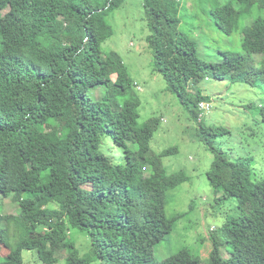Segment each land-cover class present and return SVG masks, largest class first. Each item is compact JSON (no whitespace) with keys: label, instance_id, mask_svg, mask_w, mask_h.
I'll return each mask as SVG.
<instances>
[{"label":"trees","instance_id":"trees-1","mask_svg":"<svg viewBox=\"0 0 264 264\" xmlns=\"http://www.w3.org/2000/svg\"><path fill=\"white\" fill-rule=\"evenodd\" d=\"M126 1L0 0V194L19 206L17 215H0V247L8 251L0 264H23V251L43 264H55L59 253L73 247L71 229L89 238L88 264H264V171L255 177L249 164L254 158L242 148L252 147L248 136L257 146L264 104L243 106L253 125L245 126L244 143L231 141L225 150L218 138L231 140V131L207 123L209 115L199 121V102L208 99H199L192 110L183 102L189 91L202 94L208 86L215 90L213 83L238 84L264 96V0H248L256 5L250 33L237 1L209 8L221 32L242 34L241 51H222L219 63L200 60L195 41L177 30L181 0H142L154 69L188 111L198 140L213 155L206 178L214 204L235 203L234 215L220 213V225L209 231L206 259L183 247L161 261L154 249L183 217L166 216L169 193L188 177L184 172L167 174L162 159L174 147L159 154L150 147L159 119L138 126L140 100L131 93L133 80L117 53L101 51L113 35L108 17ZM67 17L73 20L72 35L64 33ZM40 37L52 39L54 46ZM81 64L87 66L88 77L78 71ZM95 86L106 89L102 101L88 96ZM103 135L125 150L123 163L112 165L95 155ZM128 144L136 146L132 154ZM54 167L64 169L50 173ZM49 207L63 216L43 215L41 210ZM20 224L43 234L32 240L18 232Z\"/></svg>","mask_w":264,"mask_h":264},{"label":"rangeland","instance_id":"rangeland-1","mask_svg":"<svg viewBox=\"0 0 264 264\" xmlns=\"http://www.w3.org/2000/svg\"><path fill=\"white\" fill-rule=\"evenodd\" d=\"M224 1L181 0L179 15L176 19L174 18L178 24L177 30L195 41L196 55L200 60L219 63L222 51H241L242 34L240 31H235L227 36L217 28L208 15L209 8L215 9ZM235 1L238 2L242 10L245 31L250 33L251 19L256 16V5H250L248 0ZM108 21L113 29V35L101 44V51L104 54L117 53L133 80L134 86L131 93H134L140 100L138 126H143L152 118L159 119V126L150 142L151 150L159 154L165 149L174 147L175 151L162 159L167 174L184 172L188 177L175 191L169 193V199L165 206L166 216L182 214L183 217L170 235L156 246L154 249L155 259L161 261L183 247L206 259L211 248L209 231L220 225L223 220L220 213L225 214L224 217L229 214L234 215L232 212L234 200L224 201L218 206L214 204L212 189L206 178V172L210 168L213 155L198 140L195 131L196 124L188 111L172 93L166 90L165 81L154 69L152 52L146 43L150 30L148 21L144 17L142 0L126 1L109 15ZM262 27L264 29L263 24ZM72 32L73 20L67 17L64 33L72 35ZM59 36L60 34L55 35L56 38ZM40 40L49 47L54 46L52 39L40 37ZM86 68V65L81 64L78 71L88 77L89 73ZM213 84L217 85L215 90L211 86L202 87V89H206V92L203 91L202 94H197V90L189 91L183 102L191 110L199 99L205 98L211 102L212 109L209 116H206L208 119L206 122L226 127L232 133L231 140L228 136L218 138V142L222 145L224 143L223 148L226 150L233 143H244L246 135L242 132L246 125H253V121L249 118V114L245 113L243 106L253 101H261L264 104V96L258 94L256 89L241 88L238 84L230 86L222 83ZM105 92L104 87L95 86L88 90V96L93 101L99 102L103 100ZM215 95L223 97V100L215 99ZM66 111L67 109L64 108L61 113ZM99 139V149L95 155H102L112 165L124 162L126 154L123 148L117 146L105 135L100 136ZM256 140L257 146L255 147L248 136V142L252 143V147L243 145L242 148L244 151L248 150L250 156L254 158L253 161H249V164L252 166L255 177L260 178L261 171H264V126L257 132ZM135 150V145L128 144V154H132ZM42 154L43 149L39 147L37 156ZM235 154L233 153V156ZM63 169V167H54L49 172L57 173ZM147 169L144 170V175L148 174ZM18 212L19 206L11 200V196L0 194V215L13 216ZM41 213L53 218L63 216L62 212L50 207L43 208ZM4 225L3 222L1 226ZM18 232L27 234L32 240H38L43 234L42 232H30L28 224H20ZM13 233V227L9 226L10 236ZM68 240L73 244V247L59 253L55 264H88L86 259L90 250L88 236L76 229H71ZM226 250L229 252L231 249L227 247ZM7 254V249L0 247V260ZM22 255L23 264H43L31 252L23 251Z\"/></svg>","mask_w":264,"mask_h":264},{"label":"built area","instance_id":"built-area-1","mask_svg":"<svg viewBox=\"0 0 264 264\" xmlns=\"http://www.w3.org/2000/svg\"><path fill=\"white\" fill-rule=\"evenodd\" d=\"M198 107H199V112H200V115H199V121H200L203 117L209 114L212 105L210 101H201L199 102Z\"/></svg>","mask_w":264,"mask_h":264},{"label":"clouds","instance_id":"clouds-1","mask_svg":"<svg viewBox=\"0 0 264 264\" xmlns=\"http://www.w3.org/2000/svg\"><path fill=\"white\" fill-rule=\"evenodd\" d=\"M209 101V100H208ZM211 109H212V107H211ZM211 111V110H210Z\"/></svg>","mask_w":264,"mask_h":264}]
</instances>
